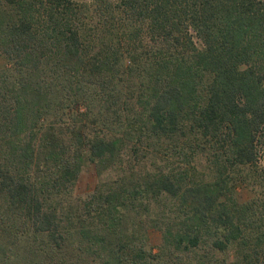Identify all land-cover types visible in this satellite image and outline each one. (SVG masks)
I'll return each mask as SVG.
<instances>
[{"label": "trees", "instance_id": "16d2710c", "mask_svg": "<svg viewBox=\"0 0 264 264\" xmlns=\"http://www.w3.org/2000/svg\"><path fill=\"white\" fill-rule=\"evenodd\" d=\"M0 54V264H264V0H0Z\"/></svg>", "mask_w": 264, "mask_h": 264}, {"label": "rangeland", "instance_id": "374dc122", "mask_svg": "<svg viewBox=\"0 0 264 264\" xmlns=\"http://www.w3.org/2000/svg\"><path fill=\"white\" fill-rule=\"evenodd\" d=\"M8 64V60L0 54V69L7 67ZM97 182L98 174L96 165L92 162L85 164L74 187V195H83L91 192L95 188ZM238 196L241 201H244L249 199L252 196V193L248 188L240 185L238 190ZM160 244V232L156 229H150L148 233V249L156 253Z\"/></svg>", "mask_w": 264, "mask_h": 264}]
</instances>
